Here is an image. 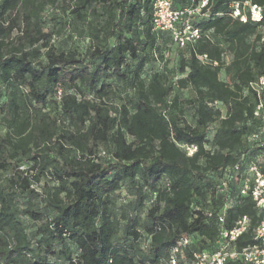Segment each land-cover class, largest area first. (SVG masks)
Masks as SVG:
<instances>
[{
    "label": "trees",
    "instance_id": "1",
    "mask_svg": "<svg viewBox=\"0 0 264 264\" xmlns=\"http://www.w3.org/2000/svg\"><path fill=\"white\" fill-rule=\"evenodd\" d=\"M62 1L0 0V264H166L183 236L177 264H191L243 216L228 249L261 244L264 209L245 172L264 168V9L240 21L229 5L244 0L198 11L201 0H173L199 30L179 46L153 28L154 0H68L62 27L87 40L79 51L44 31ZM187 87L191 97L172 95Z\"/></svg>",
    "mask_w": 264,
    "mask_h": 264
},
{
    "label": "built area",
    "instance_id": "2",
    "mask_svg": "<svg viewBox=\"0 0 264 264\" xmlns=\"http://www.w3.org/2000/svg\"><path fill=\"white\" fill-rule=\"evenodd\" d=\"M208 0H201L199 10L206 6ZM230 14L233 18L240 21L250 19L253 22H259L262 19L264 7L252 3L250 0L232 1L230 3ZM194 9L185 8L177 9L173 6V0H154L152 9V23L154 29L169 30L172 32L173 39L179 46L185 45L187 42L193 41L199 37V30L191 22V15ZM206 55L200 56L204 60ZM260 84H264V77L259 79ZM216 105L217 102H214ZM260 105L257 107L259 108ZM257 114V112H255ZM264 124V116H263ZM264 146V141H263ZM196 149L195 146L187 147L188 154H191ZM255 171V185L252 188L251 194L258 205H264V168L259 171L255 166L252 167ZM248 185L245 184L242 193H245ZM219 222H223L222 215L218 218ZM248 225V217L243 216L236 221L235 226L222 232L223 244L217 251H195L192 253L193 259L191 264H226L228 260L242 258L250 264H264V222L257 228V235L261 239V244L253 245L237 252L226 248L229 241H233L241 234ZM190 238L183 236L179 238L171 249V253L166 264H177L178 256H182L184 248L189 244Z\"/></svg>",
    "mask_w": 264,
    "mask_h": 264
},
{
    "label": "rangeland",
    "instance_id": "3",
    "mask_svg": "<svg viewBox=\"0 0 264 264\" xmlns=\"http://www.w3.org/2000/svg\"><path fill=\"white\" fill-rule=\"evenodd\" d=\"M66 2H68V0L59 2L57 5L48 7L46 9L45 13L47 15L46 16L47 19H46L44 31H47L50 33L51 43L55 45L61 44V45L71 46V47L77 48L79 51H84L85 46L87 44V40L82 37L74 35V31L72 30L71 26L62 27L64 21L67 19V16L65 14L66 11L63 10L64 7H66ZM69 34H72V38L69 37ZM180 55H181V51L176 49L175 46L172 44L169 49V53H168L169 61L167 64V69H168L167 73L169 77L174 78L178 76V67H179L178 58L180 57ZM228 65H229V57L226 56L224 60V66L221 72L219 73V75L222 80L231 84L233 79H232L230 70L228 68ZM159 66L160 65L157 62L152 63V64L151 63L147 64L145 66L143 76L147 77L153 69L159 68ZM174 94H178L180 97H191L193 93H192V90L189 87H187L184 89L174 88L172 90V95ZM192 111L193 110L191 106H185L184 119L188 123L192 122ZM221 111L223 114L224 108L222 106H221ZM209 135H211V132L209 133ZM254 161H256V163L260 162L261 158L256 157ZM251 173H252V167L248 168L245 172V175L248 178L247 180L250 179ZM121 193L124 194V190H121ZM222 244L223 242L220 243V246H222ZM226 248H228V246H226Z\"/></svg>",
    "mask_w": 264,
    "mask_h": 264
},
{
    "label": "water",
    "instance_id": "4",
    "mask_svg": "<svg viewBox=\"0 0 264 264\" xmlns=\"http://www.w3.org/2000/svg\"><path fill=\"white\" fill-rule=\"evenodd\" d=\"M263 209H264V205H263ZM263 222H264V220H263Z\"/></svg>",
    "mask_w": 264,
    "mask_h": 264
}]
</instances>
